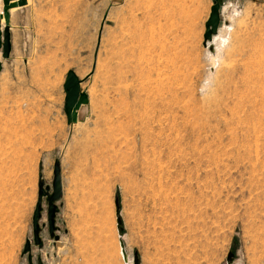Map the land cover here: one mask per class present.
Returning <instances> with one entry per match:
<instances>
[{
	"label": "rangeland",
	"instance_id": "374dc122",
	"mask_svg": "<svg viewBox=\"0 0 264 264\" xmlns=\"http://www.w3.org/2000/svg\"><path fill=\"white\" fill-rule=\"evenodd\" d=\"M26 1L0 49V264H264V0H223L220 58L212 0Z\"/></svg>",
	"mask_w": 264,
	"mask_h": 264
},
{
	"label": "water",
	"instance_id": "95a60500",
	"mask_svg": "<svg viewBox=\"0 0 264 264\" xmlns=\"http://www.w3.org/2000/svg\"><path fill=\"white\" fill-rule=\"evenodd\" d=\"M3 3V10L0 11V49L3 50V58L8 59L10 57L12 45H11V32H10V11L12 9L24 7L27 5L26 0H0ZM213 7L211 8V15L206 23V32L204 35V46L207 47L208 43L213 41L214 36H217L220 31V26L222 24L221 19V9L223 0H212ZM5 20V27L2 32V21ZM211 51H214L213 47H210ZM2 69V62H0V70ZM64 90L66 93L65 98V112L68 118V123L72 124L77 121L78 111L82 105L88 103V96L81 92V81L78 79L76 74L73 71H70L67 74L66 81L64 84ZM41 168V167H40ZM40 183H39V196L36 209L33 214V237L34 244L36 246H41L42 239L40 237L41 227L40 221L42 218L43 212V201L44 198L48 203L47 209V222H48V231L51 237L56 241L59 239V236L56 233L59 231V228L56 226V216L59 213L60 209L58 203L62 200L63 197V184L61 177V166L60 162L56 161L54 166V178L52 183V193H49V187H45L42 174H40ZM117 215H119V206L117 205ZM117 230L120 237V244L123 252L125 253V245L121 240L123 237L124 229L122 225V220L117 219ZM31 243L28 241L25 246V252L30 251ZM233 258V253L228 256V261L231 262ZM41 264V261H39ZM134 264H138V256L134 257Z\"/></svg>",
	"mask_w": 264,
	"mask_h": 264
},
{
	"label": "bare ground",
	"instance_id": "6f19581e",
	"mask_svg": "<svg viewBox=\"0 0 264 264\" xmlns=\"http://www.w3.org/2000/svg\"><path fill=\"white\" fill-rule=\"evenodd\" d=\"M212 42H213V44L216 45L217 58H220V55H222L221 52H220V50H221L222 46L225 44V37L220 36V35L214 36ZM120 247H121V244H120ZM121 250H122V255L124 256L123 259L126 262L127 261V257H128L127 254H126V251L124 253L123 252L124 250L122 249V247H121ZM129 263H130V261H129Z\"/></svg>",
	"mask_w": 264,
	"mask_h": 264
},
{
	"label": "crops",
	"instance_id": "0c3cea01",
	"mask_svg": "<svg viewBox=\"0 0 264 264\" xmlns=\"http://www.w3.org/2000/svg\"><path fill=\"white\" fill-rule=\"evenodd\" d=\"M1 9L3 10V3H2V1L0 2V11H1ZM10 18H11V15H10Z\"/></svg>",
	"mask_w": 264,
	"mask_h": 264
},
{
	"label": "built area",
	"instance_id": "2783aa9c",
	"mask_svg": "<svg viewBox=\"0 0 264 264\" xmlns=\"http://www.w3.org/2000/svg\"><path fill=\"white\" fill-rule=\"evenodd\" d=\"M124 260V259H123Z\"/></svg>",
	"mask_w": 264,
	"mask_h": 264
}]
</instances>
